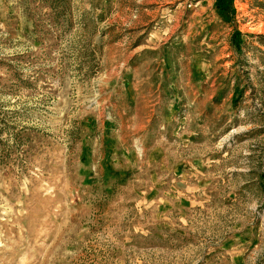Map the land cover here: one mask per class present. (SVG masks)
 I'll return each mask as SVG.
<instances>
[{
	"label": "rangeland",
	"instance_id": "obj_1",
	"mask_svg": "<svg viewBox=\"0 0 264 264\" xmlns=\"http://www.w3.org/2000/svg\"><path fill=\"white\" fill-rule=\"evenodd\" d=\"M230 8L0 0V264H264V0Z\"/></svg>",
	"mask_w": 264,
	"mask_h": 264
},
{
	"label": "trees",
	"instance_id": "obj_2",
	"mask_svg": "<svg viewBox=\"0 0 264 264\" xmlns=\"http://www.w3.org/2000/svg\"><path fill=\"white\" fill-rule=\"evenodd\" d=\"M233 0H217L219 10L224 14L231 10L230 5L232 4ZM233 12V11H232ZM239 33H241L238 30ZM259 36H262L259 34Z\"/></svg>",
	"mask_w": 264,
	"mask_h": 264
}]
</instances>
